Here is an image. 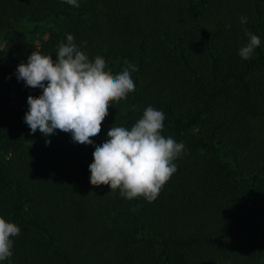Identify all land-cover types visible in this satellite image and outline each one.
<instances>
[{
	"label": "trees",
	"instance_id": "trees-1",
	"mask_svg": "<svg viewBox=\"0 0 264 264\" xmlns=\"http://www.w3.org/2000/svg\"><path fill=\"white\" fill-rule=\"evenodd\" d=\"M245 31L261 39L248 60ZM68 34L113 74L138 66L95 145L149 105L185 144L153 202L91 185L92 145L24 122L42 89L17 66L55 60ZM0 215L21 229L0 264H264V0H0Z\"/></svg>",
	"mask_w": 264,
	"mask_h": 264
},
{
	"label": "clouds",
	"instance_id": "clouds-1",
	"mask_svg": "<svg viewBox=\"0 0 264 264\" xmlns=\"http://www.w3.org/2000/svg\"><path fill=\"white\" fill-rule=\"evenodd\" d=\"M79 7V0H63ZM246 24L248 18L240 16ZM226 27H231L230 24ZM248 38L239 50V56L248 60L261 44L258 35L245 31ZM72 34L57 45L56 59L36 49L16 69L17 80L26 87L42 89L38 96L27 97L28 110L23 119L31 133L37 130L49 137L55 132L70 133L73 142L92 145L93 162L89 165L90 184L107 185L110 191L132 200L144 198L153 202L165 184L178 170L176 160L185 152L183 142L162 134L165 113L147 106L130 129L111 126L107 139L100 145L93 143L109 114V106L126 100L136 91L132 77L138 66L127 59L116 74L108 68L101 55L90 59L74 42ZM133 110H137L133 106ZM50 144V140H46ZM20 227L0 215V261L13 256L14 237Z\"/></svg>",
	"mask_w": 264,
	"mask_h": 264
},
{
	"label": "rangeland",
	"instance_id": "rangeland-1",
	"mask_svg": "<svg viewBox=\"0 0 264 264\" xmlns=\"http://www.w3.org/2000/svg\"><path fill=\"white\" fill-rule=\"evenodd\" d=\"M46 26H43V27H41V30H40V34H39V36L40 37H45V32H46ZM1 44H4L3 42L1 43Z\"/></svg>",
	"mask_w": 264,
	"mask_h": 264
}]
</instances>
